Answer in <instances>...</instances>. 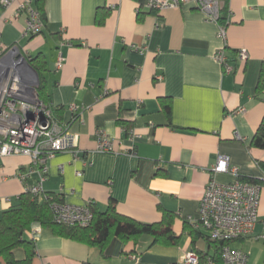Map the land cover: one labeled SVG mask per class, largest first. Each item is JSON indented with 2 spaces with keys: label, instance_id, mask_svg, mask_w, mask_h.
I'll use <instances>...</instances> for the list:
<instances>
[{
  "label": "crops",
  "instance_id": "crops-1",
  "mask_svg": "<svg viewBox=\"0 0 264 264\" xmlns=\"http://www.w3.org/2000/svg\"><path fill=\"white\" fill-rule=\"evenodd\" d=\"M22 1L38 8L36 0L0 3V42L26 57H45L53 106L78 137L74 149L48 161L44 193L76 205L93 202L100 210L114 200L120 213L147 223L169 211L180 236L175 244L153 243L151 235L136 243L114 237L101 251L37 225L31 264H178L190 250L213 253L209 233L196 222L218 156H228L241 177L264 180L257 164L264 150L250 148L264 118V90L258 89L264 0H228L221 10L225 38L193 3L154 11L146 0H45L43 31L25 35L27 15L17 10ZM223 48L231 71L216 58ZM242 49L246 61L239 58ZM71 105L81 110L73 113ZM241 107L246 112H237ZM99 130L112 140L111 152L98 150ZM37 178L29 156H0V217ZM214 178L238 179L223 172ZM262 185L254 231L230 244L249 253L247 264L254 242L262 240L257 254H264ZM14 253L26 258L23 247Z\"/></svg>",
  "mask_w": 264,
  "mask_h": 264
},
{
  "label": "built area",
  "instance_id": "built-area-1",
  "mask_svg": "<svg viewBox=\"0 0 264 264\" xmlns=\"http://www.w3.org/2000/svg\"><path fill=\"white\" fill-rule=\"evenodd\" d=\"M15 1L0 0V3L9 7ZM224 2L225 0H146L145 6L154 11H163L193 3L205 13L208 20L220 25L219 34L225 38L227 25L219 22ZM17 10L24 11L27 15L25 35L43 31L45 22L42 13L31 1L20 2ZM133 47L137 49L135 45ZM16 48L19 47L5 46L0 42V156H29L38 178L36 182L26 185L25 193H30L33 197H47L44 183L49 172L48 161L58 152L74 149L78 137L67 123H61L53 116L51 108L39 98L35 84L22 78L17 66L19 51ZM216 58L222 64L227 62L224 48L217 52ZM239 58L242 61L248 59L246 49L239 51ZM62 65L63 59L60 57L57 67L61 68ZM226 67L227 71H231L230 66ZM70 110L78 113L81 107L71 105ZM237 112L244 113L246 109L241 107ZM97 148L101 152L113 150V142L103 130L97 132ZM212 172L213 176L200 201L197 227H203L212 240L229 241L250 235L259 221L263 185L241 180L239 168L231 166L226 155L218 156ZM222 172L233 173L238 179L230 183H219L214 174ZM26 177L27 174H21L22 180ZM5 199L8 201V198ZM51 200L55 222L88 226L93 221V202L76 205L53 197ZM38 229L35 225L29 233L34 240ZM221 256L220 263L209 258L207 264H247L249 260L247 251L233 248L230 244L222 248ZM200 263L197 252L190 250L178 264Z\"/></svg>",
  "mask_w": 264,
  "mask_h": 264
},
{
  "label": "trees",
  "instance_id": "trees-1",
  "mask_svg": "<svg viewBox=\"0 0 264 264\" xmlns=\"http://www.w3.org/2000/svg\"><path fill=\"white\" fill-rule=\"evenodd\" d=\"M45 0H36L39 10H44ZM228 0H225L223 11L228 9ZM99 15V12H98ZM44 16V15H43ZM98 17V16H97ZM100 22V20L98 19ZM221 23L227 25L226 15L220 18ZM30 65L36 70L40 78V84L37 86L39 98L51 108L53 116L62 123L60 113L61 108L53 106L51 94L48 89L45 73L47 72V62L45 57L39 53L34 57H27ZM228 65V60L223 64ZM259 92L264 90V69L262 71L258 84ZM166 109H170L169 104H164ZM123 123H126L123 121ZM250 148L264 150V118L255 132ZM257 164L264 174V160L257 159ZM241 180L263 184L264 181L255 178H244ZM51 197L60 199L55 195H45L33 197L30 193H23L16 204L5 210L0 217V264H31L35 255V240L29 237L33 226L51 227L55 233L66 236L89 245L97 246L104 251L109 241L114 237L121 238L125 243H136L143 235H151L153 243L163 242L165 244H175L180 236L176 235L173 224L175 220L174 213L164 211L162 219L158 222L147 223L139 221L133 217L124 215L117 210L115 201L112 200L106 210H100L93 205L94 218L90 225H65L54 221L53 211L51 209ZM61 200V199H60ZM194 237L201 236L199 230H192ZM213 253L196 251L200 256V264H207L208 259L216 263L222 260V248L231 244L235 240L223 241L212 240L208 235ZM23 247L26 251V258L17 259L15 249Z\"/></svg>",
  "mask_w": 264,
  "mask_h": 264
},
{
  "label": "water",
  "instance_id": "water-1",
  "mask_svg": "<svg viewBox=\"0 0 264 264\" xmlns=\"http://www.w3.org/2000/svg\"><path fill=\"white\" fill-rule=\"evenodd\" d=\"M19 51L17 66L19 73L25 80L32 81L37 89V86L40 84V78L36 70L30 65L28 58L20 52L19 48H16Z\"/></svg>",
  "mask_w": 264,
  "mask_h": 264
},
{
  "label": "rangeland",
  "instance_id": "rangeland-1",
  "mask_svg": "<svg viewBox=\"0 0 264 264\" xmlns=\"http://www.w3.org/2000/svg\"><path fill=\"white\" fill-rule=\"evenodd\" d=\"M39 86V85H38ZM261 242H262V240L261 241H256V242H254L252 245H254V247L256 248V251H253L252 253H251V259H250V262H249V264H264V254H257L258 253V248L260 247V246H262L261 245ZM263 243V242H262Z\"/></svg>",
  "mask_w": 264,
  "mask_h": 264
}]
</instances>
